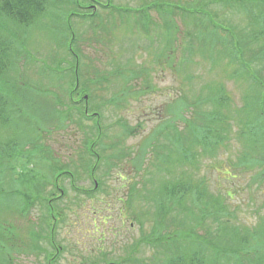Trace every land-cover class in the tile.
Wrapping results in <instances>:
<instances>
[{"label": "trees", "instance_id": "1", "mask_svg": "<svg viewBox=\"0 0 264 264\" xmlns=\"http://www.w3.org/2000/svg\"><path fill=\"white\" fill-rule=\"evenodd\" d=\"M108 1L88 0L87 4L94 5L93 2L100 4L109 12L107 17L116 20L114 12L117 13L118 8L111 6V0ZM197 1L200 2L196 7L185 5L183 8L188 15L183 16L182 20L191 29L189 32L191 37L195 38H190V44L184 47V51L190 56L198 54L204 59H209L212 67L222 66L228 70L233 66L231 78L242 83H248L249 80L250 87L243 97L241 106L233 104L232 107L231 97L224 91L222 83L206 84V88L215 91H200L192 99H188L187 92L183 91L179 98L172 101L169 109L171 112L176 109L177 115L172 112L168 118L161 119L153 128V136L143 142L140 152L138 151L133 159L136 172L130 183L125 204L129 206V213L139 222L141 228L150 218V211L146 212V209L151 208L154 211L153 216L157 224L149 233L150 236L146 237L147 241L142 242L155 250L148 264H264V216H259L258 222L251 226L242 223L235 208H232L230 194L226 190L211 192L207 173H202L203 168L217 169L214 162L219 153L228 150L231 142L237 139L240 143V152L236 162L231 166L246 172H254L253 181L260 185L264 182V0ZM167 2L173 5L171 0ZM206 2L211 5H222L225 9L230 8L234 16L229 18L224 16L222 19L224 23H220L219 13L215 10L209 12ZM145 3L147 4L141 7L146 11L127 7L120 8V12L121 17H124L122 12L126 13L125 18L128 21L138 14L134 20L135 25L147 33L151 20L147 9L155 6L159 11L162 4L149 0ZM83 6L82 0H0V85L7 79L9 87L13 88L12 74L14 72L20 74L18 69L20 60L24 57L23 52L25 51L27 55L20 30L26 33L30 27L38 24L40 28L44 26L42 22L50 16L49 18L54 19L57 25L56 28L47 29L49 35L51 31L58 45L66 48L73 60L67 61L66 57L59 60V57H55L56 67H51L49 73L52 82L50 86L44 84V87L51 89L52 86L62 90L66 88V91H53L56 96L54 102L64 106L60 115L63 116V120L71 118V113L77 111L81 121L91 120L93 127L97 129L92 137L85 133L84 146L77 159H72L69 163L53 159V163L46 157L47 149L42 141L43 135L39 129L42 125L39 119L31 121L24 115L26 113L18 110L16 106L18 104L12 95L16 91H3L0 88V129L10 124L17 128V141L6 134L0 135V166L3 161L16 160L11 165V168H14V163L21 158L31 165L30 171L19 172V175L17 168H14L20 179L15 182L18 193L23 198L20 208L22 213L29 217L36 205L40 211L42 210L38 221L32 222L33 227L29 228L28 232L34 245L36 239L46 232L41 239L53 248L46 254L48 264L54 263L63 248L57 241V233L60 222L66 216L65 207L60 205L66 189L59 182L68 176L73 191L89 198L94 197L102 190L101 184L104 183L103 177L98 174L101 166L105 165L106 172H110L125 154L131 155L132 148L125 150L124 137L132 135L133 132L135 134V131L125 123L122 138L117 141H103L104 133L100 126L101 108L109 99L98 105H91L89 102L92 91L87 81L82 79L85 73L83 71L85 56L76 46L79 40L77 30L71 23H67L72 16H76L81 20H91L93 28H103L102 22L96 23V19L99 17V20H102V16L95 12L94 7L89 13L80 12ZM198 9L205 11H194ZM235 15L239 17L243 15V22H234ZM59 19L65 20V26ZM169 31L173 29L169 28ZM166 36L169 50L174 49L175 41L172 40L171 34L168 32ZM192 40L197 43V48L192 44ZM29 61L26 59L25 63L28 64ZM64 62L68 64L64 66ZM125 71L129 74L126 78L121 74L124 84L122 91L115 93L117 96L115 104L123 106L130 98L154 92L149 91L154 90L155 86L148 78L147 67ZM98 73L99 71H95V74ZM145 73L147 78L141 80L144 89H136L135 81ZM192 77L194 74H190L187 80ZM60 92L69 96V103L63 100ZM21 96L24 98L22 104L25 106L28 97L25 93ZM20 119L29 124L24 123L22 128ZM34 122L38 128L35 129V136L30 134ZM179 122L183 125L181 126ZM14 145L19 148L17 155L12 153ZM29 147L30 153H26ZM35 154H42L38 156L37 163ZM12 157L15 159L12 160ZM209 161L212 163L209 164ZM42 162H46L44 168L38 165ZM56 169L58 173L55 174ZM81 173H85L92 180L93 184L90 187L79 186ZM48 184H52L54 189L47 192ZM171 211L175 214L173 220L179 222L177 225L168 223L171 216L168 214ZM185 222L190 224L184 225ZM44 224L46 229L43 227ZM36 225H39L38 229ZM5 236L6 240L12 242L14 236L18 235L15 230H10ZM140 245L132 251L133 254L139 251ZM8 252L14 255L11 250ZM6 257L8 261L5 264H11L8 253ZM136 259L137 264L143 261L139 257ZM129 260L125 257L123 262ZM105 264L117 262L107 260Z\"/></svg>", "mask_w": 264, "mask_h": 264}, {"label": "rangeland", "instance_id": "2", "mask_svg": "<svg viewBox=\"0 0 264 264\" xmlns=\"http://www.w3.org/2000/svg\"><path fill=\"white\" fill-rule=\"evenodd\" d=\"M87 1L82 0L84 8H80V12L89 13L94 7L95 12L102 16V20H99L98 17L96 23L102 22L103 28H93L91 20H81L76 16H72L67 23H71L77 30L79 40L76 46L85 56L83 57V71L85 72L83 76L88 79L83 77L82 79L87 81L88 87L92 91L89 102L91 105H98L109 99L101 108L100 126L104 133L103 141H117L120 137L122 138L125 123L135 131V134L133 132L132 135L124 137L125 150L128 151L129 148H132L131 155L125 154L119 164L113 167L110 172H106L105 165L101 166L98 174L103 177L104 183L101 184L102 190L98 191L94 197L89 198L73 191L68 176L59 182L66 189V193L63 194L60 201V205L65 207L66 216L60 222L57 233V241L63 248L53 264H105L107 260L116 261L117 264H137L136 258L138 257L143 260L139 264H144V262L148 264L155 250L142 242L147 241L146 237L150 236L149 233L157 223L153 216L154 211L148 208L146 212L150 211V218L141 228L139 222L135 221L129 213V206L125 204L130 183L136 172L133 159L137 156L138 151L140 152L143 142L153 136V128L158 125L159 121L168 118L173 113L175 116L177 115L176 109L172 113L169 106L172 101L181 96L183 91L187 92L188 99H192L200 91H215L206 88V84L222 83L224 91L231 97L232 107L233 104L241 106L243 97L250 87V81L242 83L231 78L233 66L228 70L222 66L212 67V62L209 59H204L198 54L190 56L188 52L184 51V47L190 44V38L193 37L189 33L191 29L182 20L183 16L188 15V12H185L183 8L185 5L196 7L200 1L171 0L173 4L171 6L167 2L168 0H163V2L149 0L155 3L160 2L162 9L158 11L155 6L147 9V14L151 18L147 33L135 25L134 20L137 19L138 14L128 21L125 18L127 17L126 13L122 12L124 17H121L120 8L129 7L142 10L141 5L147 4L145 2L148 0H111V6L118 8L119 11L114 12L116 20L108 18L109 12L103 9L100 4L93 2L94 5H88ZM100 1L109 2L108 0ZM206 4L209 12L215 10L219 13L221 20L216 19L220 23H224L222 22L224 16L227 18L234 16L230 8L225 9L222 5H211L209 2ZM142 11H146V9ZM194 11L204 12L205 10ZM49 17L45 19V22H42L44 26L40 28L38 24L35 27H30L26 33L20 30L27 55L24 51V57L21 58L18 69L20 74H15V72L12 74L11 85L13 88L9 87L7 79L2 82L0 88L3 91H16L12 95L18 104L16 105L18 110L20 109L21 113H26L24 115L31 121L39 119L40 125H42L39 128L43 135L42 141L47 149L46 157L52 162L53 159H56L58 162L69 163L72 159H77L78 153L84 146L85 133L92 137L94 133L96 134L97 129L93 127V121L87 119L81 121L77 111L71 113V118L63 120V116L60 115L64 106L54 102L56 96L53 91H66V88L62 90L51 86L53 89L51 90L44 87V84L50 86L52 82L49 73L51 67H56L55 57H59V60L63 57H66L67 61L73 60L68 50L58 45L51 31L52 35H49V28H56L57 25V22ZM59 20L65 26V20ZM243 20V15L234 17L236 23H241ZM169 28L173 29L172 33ZM168 32L171 34L172 40L175 41V48L171 50H169L170 46L166 41ZM192 44L197 48V43H194V40H192ZM26 59L30 60L28 64L25 63ZM67 64V62L63 63L64 66ZM142 66L149 69L148 78L155 86L154 90L149 91L154 92L130 98L123 106H118L114 102L117 100L115 93L123 89L124 80L121 74L126 78L129 73L125 69L133 71ZM95 71H99V73L95 74ZM190 74H194V77L187 80ZM140 77L142 78L139 79ZM140 77L134 83L136 89H144L141 80L147 78V73ZM62 85L64 86V84ZM94 91L96 92L94 93ZM24 93L28 97L25 100V106L22 104L24 98L21 96ZM61 94L63 100L69 103V96L66 93ZM19 123L22 124V128L24 123L29 124L21 119ZM179 123L181 126L183 125L182 122ZM33 125L30 134L35 136V129L38 128L36 122ZM16 132L17 128L11 124L0 129V135L6 134L7 137H13L15 141H17ZM239 145L237 139H234L228 150H222L219 153L214 162L217 169L203 168L202 173H207L210 191L215 193L219 190H226L230 194L232 208H235L239 220L251 226L258 222L259 216H264V182L260 185L253 181L254 172H246L231 166L237 160L240 152ZM13 147L12 153L17 155L19 148L16 145ZM28 150H31V147L27 148L26 153H30ZM16 155L12 156L16 157ZM38 156H42V154L35 156L36 163L39 161ZM14 157L11 159H15ZM228 157H230V162H228ZM13 162L3 161L0 166V246H2L0 264H5L8 261L7 253L11 264H48L46 254L53 248L41 239L46 232L42 231L44 234L36 239L35 245L28 232V229L33 227L32 222L38 221L37 218L42 210L40 211L39 206L36 205L31 210L29 217L22 213L20 208L23 198L18 193L17 182H15L20 180L19 172L30 171L31 165L21 158L14 163L17 175L14 168H11ZM211 163L209 161V164ZM38 165L40 168H44L46 162ZM57 171L56 169L55 174L58 173ZM81 175L78 181L79 186L90 187L93 184L92 180L85 173H81ZM39 179L41 180V178ZM52 189H54L52 184L46 186L47 192ZM168 215H171L168 219L169 224L177 225L179 223L177 220H173L175 214H172V211ZM186 224L190 223L185 222L184 225ZM43 227L47 228L45 224ZM38 228L39 225H36V229ZM10 230H15L18 235L14 236L12 242L5 239L7 238L6 232H10ZM139 245V251L133 254L132 251ZM10 250L14 254L13 256L8 252ZM125 257L130 260L123 262Z\"/></svg>", "mask_w": 264, "mask_h": 264}]
</instances>
